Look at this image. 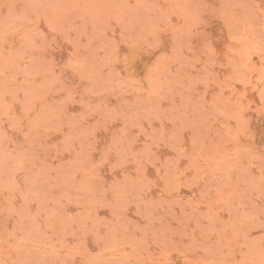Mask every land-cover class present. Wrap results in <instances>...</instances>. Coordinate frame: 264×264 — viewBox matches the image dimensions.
<instances>
[{
  "label": "rangeland",
  "instance_id": "obj_1",
  "mask_svg": "<svg viewBox=\"0 0 264 264\" xmlns=\"http://www.w3.org/2000/svg\"><path fill=\"white\" fill-rule=\"evenodd\" d=\"M0 264H264V0H0Z\"/></svg>",
  "mask_w": 264,
  "mask_h": 264
}]
</instances>
